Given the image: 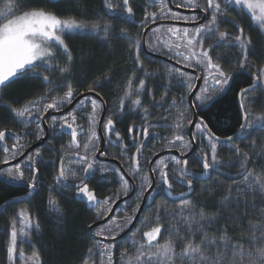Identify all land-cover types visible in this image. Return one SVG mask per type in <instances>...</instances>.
Wrapping results in <instances>:
<instances>
[{
	"label": "snow or ice",
	"instance_id": "1",
	"mask_svg": "<svg viewBox=\"0 0 264 264\" xmlns=\"http://www.w3.org/2000/svg\"><path fill=\"white\" fill-rule=\"evenodd\" d=\"M133 2L134 0H121V3H114L113 0H103V5L106 14L112 18L134 24ZM53 3H59V0H42V6L33 5L30 0H0V93L21 79L39 80L45 85L46 91L43 95L27 101L22 106L6 105L8 111L24 127H28L31 123L37 125L38 131L35 132L37 140L44 138L45 130L40 127V122L45 113L49 110L60 112L71 105L76 96H83V93L79 92L73 83L67 80L54 83L52 79L54 71H58L61 77L70 71L73 55L66 40L92 33L107 42L112 39L114 32V25L111 23L102 24L98 20L88 27L75 18H61L47 10V6ZM169 4H175L176 8L191 9L194 14L180 15L170 8ZM154 5L158 7V11L151 13L145 11L136 38L130 36L124 28L120 29V35L116 37V39L129 42L128 50L134 64L133 78L128 80V89L119 101V111L123 114L125 99L135 95L136 98L130 101L133 105L131 111L138 115L142 112L141 119L144 121L142 132L129 127L131 144H124L121 134L115 131L116 122L112 116H109L103 124L104 137L98 136L95 127L100 123V111L104 104L103 97L98 91L100 81L98 80L94 85H88L87 91L101 98L97 100L87 96L79 102L81 113L87 117V128L77 123L78 114L74 110H70L59 119L53 117L49 125L55 136L67 134L71 140L70 150L64 151L59 156L58 174L54 178V184L49 187V192L51 193L52 187H56L57 190L60 187L71 188L75 192L76 199L96 211L93 223L100 220L105 221L95 229H92L91 224L88 225L92 229L94 244L93 247L88 248V255L82 264H96L93 256L97 253L100 258L99 264H113L112 250L120 243L117 237L132 225L136 214L140 211L141 203L145 201L154 203L156 197L164 199L166 204L169 198L173 203L181 197L183 199L173 216H162V209L157 206L154 218L140 221V228L148 230L143 231L141 241H132L133 254H128L127 250L122 252V261L127 256L126 264H264V205L249 203L256 199L264 201V174L253 173L247 165L255 153L242 151L236 143L237 140L248 139L254 131L264 136V109L260 115L253 114L249 108L254 101L248 100L252 92L264 91V65L256 67L249 61L252 42L244 35V28L236 24L234 19L231 23L235 25L239 34L231 36L228 31H220V26L229 22L230 12L238 10L240 14H243L245 9L256 26L264 31V0H203V3L200 0H154ZM118 8L121 9L119 13ZM197 9L199 12H196ZM200 13H203V16ZM164 20L182 21L191 27L161 25L158 28H149V25ZM161 28H165L169 36L173 38L170 42L165 40L159 43V36L155 34L160 33ZM101 33L103 35H100ZM142 40L149 51L166 55L170 59H175L177 64H183L185 68H192L200 73V75H189L180 72L174 77L173 72L179 70L169 68V84L165 85L164 97L160 101H155L153 98V107L156 109H164L167 112L169 109L184 106L187 98L192 97L189 111L191 108L206 110L218 98L226 94L237 73L247 72L250 75L251 83L240 88L237 93L241 122L235 136L228 135L221 139L212 131L203 116H200L198 120H193L185 113H180L179 117H172L176 121L174 124L167 123L170 113L168 116L161 117L165 123L152 124L149 122L148 109L143 108L140 100L143 94L152 96L151 89L146 85V80L150 79L152 74L145 70L144 61L141 59ZM218 47H229L230 50L236 52L238 63L235 69L226 70L220 58H213L210 53H214ZM61 61L64 63L63 67H60ZM137 72L142 73L144 78L138 80V87L133 92V80ZM201 77L202 87L193 95L196 89L195 82ZM173 83H178L180 87H183L184 94L179 97V105L177 98L174 97L171 104L165 107L167 104L165 97L168 95L169 85ZM58 91H62L63 94L61 96L51 95ZM3 100L4 97L0 95V101ZM85 101L90 103V113H83ZM196 115V112H192V116ZM189 126L193 127L194 131L188 134L191 140H186L185 130ZM150 128L170 129L171 138L157 137V139L166 140L165 148L168 151L174 149L180 153V157H160L155 160L145 158V163L148 165L145 170L141 166L139 156L145 147L144 141L149 139ZM133 131H136V136H131ZM8 133L16 141L11 145V149L5 143ZM113 135L115 140L111 139ZM141 135L143 139H139ZM152 135L155 133L153 132ZM78 137L82 139L78 140ZM20 139V135L12 132L11 129L0 130V146L4 153L3 158L0 159V165H9L11 161L24 155V146L19 144ZM101 139L106 140L109 146L121 147L122 153H133L129 158L132 161L131 165H128L124 171H127L138 183L130 184L121 174L120 169L97 167L100 162L96 153L99 152L101 156L107 155L101 151L99 143ZM197 141H199L200 148L189 157L188 153L193 143ZM224 148L239 157L241 161L239 176L242 180L239 184L234 180L235 186L226 189L221 207L225 210L232 207L236 210L243 208L244 211L235 218L223 217L226 225L217 228L216 222L220 219L219 216L208 219L201 212L197 218L198 214L192 211L194 202L190 199V194L195 192L193 182L197 180V176L188 170V166L190 159H195L203 168L202 176L208 177L212 172L219 173L222 165L218 158V150ZM73 157H75L74 160ZM66 159L77 164L79 168L77 170L66 168ZM121 159L123 160V156ZM50 163L54 168L56 167V162L45 161L38 149L11 167L0 168V178L7 177L13 185L26 186L30 197L37 190L38 174ZM25 171L31 172L27 180ZM109 171L116 176L120 188L113 195L101 200L96 191L90 187V181L98 172ZM70 176L77 177V180L70 183ZM174 183L185 187L187 191L174 193ZM133 191L136 193L134 205L127 200H122ZM117 201H122L125 205L121 209L125 213L123 216L113 214V206ZM48 205L51 211L60 212L58 201L51 195ZM148 206L150 207L151 204ZM129 208L131 215H127ZM255 213L258 215H254ZM18 217L20 223L27 228L39 230V223L25 210H21ZM162 219L164 221L174 219L176 224L165 228L164 223L161 222ZM206 219L207 223L204 222ZM244 220H248L246 229L249 234L248 239L247 241L243 239L234 241L228 235V232L232 230L230 226L239 227V222ZM11 227L7 256L9 264H15L17 259L16 219L12 220ZM140 228L136 229L137 233L140 232ZM210 229H215L220 234L209 236L208 230ZM162 230L165 233L163 237L161 236ZM96 237L101 239L97 240ZM19 258L25 259L22 250L19 252ZM29 262L30 264H41L38 251H33L32 255L27 258L26 264Z\"/></svg>",
	"mask_w": 264,
	"mask_h": 264
},
{
	"label": "trees",
	"instance_id": "2",
	"mask_svg": "<svg viewBox=\"0 0 264 264\" xmlns=\"http://www.w3.org/2000/svg\"><path fill=\"white\" fill-rule=\"evenodd\" d=\"M33 5L42 6V0H30ZM114 3H121V0H113ZM203 3V0H200ZM133 8L135 12V23L122 22L120 20L112 18L109 14H106V9L103 5V0H59V3H53L47 6V10L53 12L57 16L65 19L75 18L79 22L85 23L88 27H91L92 23L99 20L100 23H111L114 25V32L112 33V39L105 42L100 39L99 36L89 33L85 36H74L66 40L72 51L73 61L69 73L61 77L58 71H54L52 79L54 83L67 80L73 83L78 91L81 93H87V86L94 85L98 80L100 86L98 91L103 97L108 107V115L112 116L116 122L115 131L121 134L124 144H131V139L128 133V128L132 127L135 130L142 132L144 121L141 119V115L131 111L133 105L130 103L136 96L133 95L128 99H125L123 114L119 111V101L124 97L125 91L128 89V80L133 78L132 69L134 67L133 61L130 58L128 50L129 42L124 39H116L120 35V29H127L128 34L133 38L138 35L139 24L144 18L145 11L151 13L158 11V7L154 5V0H134ZM121 9H117L119 13ZM229 22L220 26V31H228L231 36H235L238 33L237 28L231 20H235L236 24L244 28V35L251 40V47L249 50V61L256 67L264 65V31L260 30L256 24L251 20L250 15L245 10L243 14H240L238 10L229 13ZM161 36H168L165 28H161ZM100 35H103L101 33ZM155 37H153L154 39ZM171 41V40H170ZM141 59L144 61L145 70L151 73V78L146 80V85L151 89L152 96L143 94L140 96L141 104L143 108L148 109L149 122L152 124L165 123L161 119L163 116H168L167 123L174 124L176 121L172 117H179L180 113H185L188 118L194 119L192 116V109L189 111L190 97L187 98L185 105L178 106L175 109H169L167 112L164 109H156L153 107V98L155 101H160L165 94V85L169 84L168 70L169 68L179 70L173 72V76L176 77L180 72L186 73L178 67L171 65L167 62L153 59L149 57L141 49ZM153 53L163 55L156 51ZM213 58H220L221 62L226 66V70H233L238 63V57L236 52L230 50L229 47H218L215 49ZM168 57L166 55H163ZM169 58V57H168ZM175 61V59H172ZM235 61V62H233ZM183 65V64H182ZM63 61L60 62V67H63ZM191 75V74H189ZM107 77V79H105ZM144 78L142 73L137 72L136 77L133 80L132 91L135 92L138 87V80ZM197 81L195 82V84ZM251 83L250 76L241 75L235 79L230 91L226 96L221 99H217L206 110H198L199 117L203 116L204 120L208 123L209 127L214 133L219 135L221 139L226 138L228 135H233L239 130V123L241 122V112L238 104L237 93L242 87H246ZM83 85V86H80ZM51 87V86H49ZM66 90V89H65ZM46 91L45 85L35 79H21L11 84L0 95L4 97L3 101H0V130L11 129L12 131L20 134L22 138L20 144H23L26 148L36 143L38 140L35 137V132L38 131L37 125L31 123L28 127H24L6 107L7 104H12L13 107H19L25 104L27 101L35 99L41 96ZM62 91L51 93L54 96H61ZM184 94V88L180 87L178 83L169 85L168 95L165 97L167 105L171 104L172 99L177 98L179 105V97ZM94 98V97H92ZM96 99V98H94ZM98 100V99H97ZM249 101H254L251 104L249 110L255 114L260 115L262 109H264V91L257 90L252 92L249 97ZM103 110V108H102ZM102 110L100 111L99 121L101 120ZM78 114L77 123L83 124L87 128V117L81 113L80 104L74 109ZM139 111V110H138ZM91 107L88 101H85V107L83 113H90ZM59 119V118H57ZM52 120L49 122L51 124ZM42 127V125H40ZM190 127H187L185 132V139L189 140ZM95 131L99 136V124L96 125ZM30 132V133H29ZM150 134L155 132L156 136L150 141L148 147L144 150L140 156V163L143 169H147L148 165L145 163V158L152 159L156 153L167 150L165 145L166 140L157 139V137L171 138L172 131L170 129H149ZM131 136H136V131L131 133ZM82 139L78 137V140ZM115 140V136L111 137ZM139 139H143L142 135ZM255 140V144H253ZM8 140L7 142H9ZM71 143L70 136L67 134L61 136H55L52 133V139L44 147L40 149L41 155L45 161L56 162L54 168L50 163L47 167L41 169L40 180L41 185L38 189L36 196L24 203H17L9 206L0 214V264H9L7 256V248L10 243V234L12 231L11 222L16 219V226L18 225L19 217L18 213L21 210H25L31 217L39 223V230L35 228H27L23 225V231L19 235L17 241V259L15 264H23V261L32 255L33 251H38L41 258V264H82V261L88 255V248L93 247V238L89 234L88 225H93V221L96 217V211L88 208L85 204L75 198V192L66 187H60L57 190L56 187H52L51 193L49 187L54 184V178L58 174L59 156L64 151H69V145ZM101 145V142H99ZM199 148L200 144L197 141ZM242 151H247L250 154L255 153L252 160L248 161V167L254 174H264V136L258 132H253L248 139L237 140ZM119 144V142H117ZM83 145L81 144V149ZM198 148V149H199ZM107 156L112 159H117L121 162L124 169L131 165L132 161L129 159L132 156V152L122 153L121 147L109 146L105 150ZM97 154V153H96ZM2 146H0V159L3 158ZM123 156V160L121 157ZM170 156L164 157L168 158ZM218 158L221 163L219 173L212 172L208 181H194L195 192L190 194V199L194 202L192 211L198 214L203 212L204 216L208 219L219 216L220 219L216 222L217 228H222L226 225V221L223 217L239 216L244 209L236 210L235 207L228 208L227 210L221 207L223 197L226 193V189L230 186H235L233 181L237 184L242 180L239 176L240 159L233 152H230L227 148L218 150ZM97 167L104 168H121L113 164L99 163ZM66 168L77 170L79 166L75 163L68 162ZM189 170L195 173L203 172L202 166H200L195 159H190ZM121 174L122 171H121ZM31 176L29 171H25V179L27 180ZM131 176V175H130ZM125 177V176H124ZM132 177V176H131ZM7 179V177H5ZM133 178V177H132ZM126 179V178H125ZM77 180V177L70 176L69 182ZM138 183V181H135ZM90 187H92L99 199H103L106 196L113 195L120 185L117 183L116 176L112 172H98L94 179L90 181ZM174 193L181 191H187L185 187L174 183ZM26 189L16 188L9 186L0 180V208L8 201L22 198L27 195ZM54 197L60 206V212L51 211L48 205L49 196ZM183 198L176 200L175 203L168 199V203H165L164 199L159 197L155 198V202L148 201L141 220H149L154 218L155 209L159 206L162 209V216H173L174 211L178 209L179 204ZM136 196L129 201L134 205ZM258 205H264V201L256 199L250 201ZM151 204L149 207L148 205ZM142 206V203H141ZM114 207V206H113ZM125 205H122L117 211V216H123L125 213L121 211ZM138 214V213H137ZM136 214V216H137ZM127 215H131V209H128ZM254 215H258L255 213ZM252 219V217H249ZM140 220V221H141ZM134 222V221H133ZM164 223L165 228L175 225L176 220L161 221ZM207 223V219L204 221ZM255 223V221L253 220ZM240 226H230L232 230L228 232V235L235 241L243 239L247 241L248 232V220L240 221ZM140 228V223L137 226ZM136 228V229H137ZM147 228H140V232L136 230L125 240L120 241L117 247L112 250L113 264H126L127 256L124 260L121 259V254L127 250L128 254L134 253L132 241H141L143 231ZM209 236H217L218 233L215 229L208 230ZM165 233L162 230L161 236ZM23 241V243H22ZM23 251L25 259L19 258V252ZM96 264H99V254L93 256Z\"/></svg>",
	"mask_w": 264,
	"mask_h": 264
},
{
	"label": "water",
	"instance_id": "3",
	"mask_svg": "<svg viewBox=\"0 0 264 264\" xmlns=\"http://www.w3.org/2000/svg\"><path fill=\"white\" fill-rule=\"evenodd\" d=\"M169 7L172 8L174 11L178 12L179 14H182V15H192L194 14L192 12L191 9H184V8H176L175 7V4H169ZM196 12H199V10L197 9ZM201 16H203V13H200ZM200 22H203V21H200ZM161 25H175V26H178V27H191V25H186L184 24L183 22H178V21H172V20H164V21H158L157 24H154V25H149V28H158V27H161ZM147 35V33H146ZM142 44H143V40H142ZM143 50L144 52L151 58L153 59H157V60H161V61H164V62H167L171 65H174L176 67H178L179 69H181L182 71L188 73V74H191V75H200L199 72H195L192 68H185L182 64H177L176 61L168 58V57H165L163 55H159V54H156V53H153L151 51L148 50V47L146 44H143ZM241 75H247V76H250L247 72H239L237 73L234 78H233V81L230 83V87L228 88L226 94H224L222 97L218 98V99H221L223 98L224 96H226L228 94V92L230 91L234 81L236 78H238L239 76ZM202 84H203V79L201 77L200 80H197V84H196V89L194 90L193 92V95H195L196 91H198L201 87H202ZM255 92V91H254ZM87 96H91V97H95L97 98L98 100H100L101 97H97L95 95V93H83V96H76L75 99L73 100V103L68 107L66 108L65 110L63 111H60V112H57V111H54V110H49L44 116H43V120H42V124L44 126V128L46 129L47 131V134H46V137H44L42 140H40L38 143H36L35 145H33L22 157H20L19 159L17 160H14V161H11L9 165H0V168H8V167H11L12 165L18 163L20 160H23L27 155L31 154L32 152L38 150L39 148L43 147L49 137H50V127L48 125V120L53 118V117H62L63 115H65L67 112H69L70 110H74L80 103V100H82L84 97H87ZM104 101V99H103ZM189 101L191 102L192 101V97H190ZM239 104V103H238ZM192 112H196L197 115L194 117L193 120H198L199 119V114H198V110L195 109V108H192ZM241 112V111H240ZM107 115H108V107H107V104L106 102L104 101V104H103V114L101 116V120H100V123H99V135L100 137H104V133H103V124L105 123L106 121V118H107ZM194 131V128L193 127H190V133ZM7 135V138L8 137H11L12 135L10 133L6 134ZM156 136L155 135H150L149 136V139L144 141V144H145V147L142 149V153L143 151L148 147L150 141ZM191 137V136H190ZM6 138V140H7ZM6 143V142H5ZM100 148H101V151L105 152L106 150V140L104 139H101V145H100ZM198 150V145L196 142L193 143V147L191 149V151L188 153V156L191 157L193 152L197 151ZM106 153V152H105ZM141 153V154H142ZM170 155H173V156H176L177 158L180 157V153L175 151V150H172V151H163L161 153H159V155L155 156L153 160L155 159H158L160 157H166V156H170ZM141 156V155H140ZM139 156V157H140ZM96 157L97 159L99 160V162L101 163H104V164H113V165H117L121 168L123 174L125 175V177L127 178V180L130 182V184L132 183H136L133 178L127 173V171H124V167L122 166V164L116 160V159H112V158H109L107 155H104V156H101L99 152H97L96 154ZM72 159H75V157H73ZM68 162V160L66 159V163ZM65 163V164H66ZM189 170V169H188ZM190 171V170H189ZM192 172V171H190ZM194 173L196 176H197V180L198 181H208L211 177V174L208 176V177H204L202 176L200 173H195V172H192ZM1 181H3L4 183L8 184L9 186H12V187H16V188H26V186L24 185H13L12 182L8 181V179H6L5 177L3 178H0ZM67 188V187H66ZM67 189H71V188H67ZM72 190V189H71ZM36 194V191L32 193V195L29 197L28 195L25 196V197H22V198H17V199H13V200H10L8 201L6 204H4L1 208H0V214L6 209L8 208L9 206L11 205H14V204H17V203H24V202H27L31 199H33V197L35 196ZM136 196V193L135 191L131 192L129 194V196L127 197H123L122 200H127V201H130L131 199H133L134 197ZM148 201H145L144 203H142V206L140 208V211L138 212L137 216H136V219L134 220V222L132 223V225L124 232L121 234V236L117 237V240L120 242V241H123L125 240L126 238H128L137 228V226L139 225L140 223V220L142 218V215L144 213V210H145V207L147 205ZM124 205L122 201H117L116 205H114L113 207V214H117V211L120 209V207ZM111 218V217H109ZM105 223V221L103 220H100V221H96L93 225H92V229H95L99 224H103ZM92 229L89 228V234L90 236L93 238V233H92ZM95 239L99 240L101 238L99 237H96Z\"/></svg>",
	"mask_w": 264,
	"mask_h": 264
},
{
	"label": "flooded vegetation",
	"instance_id": "4",
	"mask_svg": "<svg viewBox=\"0 0 264 264\" xmlns=\"http://www.w3.org/2000/svg\"><path fill=\"white\" fill-rule=\"evenodd\" d=\"M94 98H95V97H94ZM96 99H97V98H96ZM69 106H70V105H69ZM69 106H68V107H69ZM68 107H66V108H68ZM66 108H64L63 110H65ZM63 110H62V111H63ZM45 114H46V113H45ZM45 114H44V115H45ZM102 114H103V110H102ZM58 118H60V117H58ZM106 119H107V118H106ZM51 120H52V118L48 120V125H50L49 122H50ZM40 125H42V128L45 130V131H44V137H46L47 131H46V129L44 128V126H43V124H42V121L40 122ZM12 132H14V131H12ZM14 133H16V132H14ZM29 133H30V132H29ZM154 133H155V132H154ZM16 134H18V133H16ZM151 134H152V133H151ZM151 134H150V135H151ZM155 134H156V133H155ZM18 135H20V134H18ZM99 136H100V135H99ZM51 139H52V130H51V128H50V137H49L47 143H49V141H50ZM8 140H10V141L7 142ZM21 140H22V138L19 140V144L22 143ZM189 140H191L190 135H189ZM39 141H40V140H38L36 143H38ZM100 142H101V140H100ZM13 143H16V141L13 140L12 136H11V137H8L7 140H6V145H7L10 149H11V145H12ZM36 143H34L33 145H35ZM47 143H46V144H47ZM196 143H197V142H196ZM46 144H45V145H46ZM107 144H108V143L106 142V148H107ZM21 145H23V144H21ZM33 145H31V146H29V147H27V148L23 145V146H24V149H23L24 154H25V153H26V152H27V151H28ZM45 145H44V146H45ZM197 145H198V143H197ZM44 146H43V147H44ZM192 147H193V145H192ZM41 148H42V147H41ZM41 148H39V150H40ZM198 148H199V145H198ZM173 150H174V149H173ZM190 151H191V150H190ZM190 151H189V152H190ZM34 152H35V151H34ZM34 152H32V153H34ZM143 152H144V151H143ZM32 153H31V154H32ZM160 153H161V152H160ZM158 154H159V153H158ZM141 155H142V154H141ZM155 156H156V155H155ZM155 156H154V157H155ZM170 156H173V155H170ZM20 157H22V156H20ZM20 157H18L17 159H19ZM154 157H153L152 159H154ZM166 157H167V156H166ZM139 158H140V157H139ZM73 160H74V159H73ZM116 160H117V159H116ZM13 161H14V160H13ZM68 162H69V161H68ZM68 162H67V163H68ZM119 162H120V161H119ZM67 163H66V164H67ZM120 163H121V162H120ZM66 164H65V166H66ZM188 169H189V168H188ZM121 171H122V170H121ZM29 172H30V171H29ZM122 173H123V172H122ZM127 173H128V172H127ZM198 173L202 174L203 172H198ZM30 174H31V172H30ZM128 174H129V173H128ZM123 175H124V174H123ZM124 176H125V175H124ZM125 178H126V177H125ZM126 179H127V178H126ZM196 181H198V180H196ZM41 183H42V182H41V180H40V174H38V187H37V190H36V194H37V192H38V189H39ZM129 183H130V182H129ZM193 186H194V182H193ZM23 189H26V191L28 192V189H27V188H23ZM36 194H35V196H36ZM27 195H28V193H27ZM27 195H26V196H27ZM35 196H34V197H35ZM24 197H25V196H24ZM34 197H33V198H34Z\"/></svg>",
	"mask_w": 264,
	"mask_h": 264
},
{
	"label": "rangeland",
	"instance_id": "5",
	"mask_svg": "<svg viewBox=\"0 0 264 264\" xmlns=\"http://www.w3.org/2000/svg\"><path fill=\"white\" fill-rule=\"evenodd\" d=\"M245 11L247 12V10L245 9ZM155 35H158L159 36V43H163L165 40H168L170 42L171 39H173L172 37H170L169 35L168 36H161L160 33L158 34H155ZM23 227V224H21L20 222L18 223V225L16 226V230H17V241H18V238H19V235L22 233V228ZM26 260L23 261V264H26ZM30 264V262H29Z\"/></svg>",
	"mask_w": 264,
	"mask_h": 264
}]
</instances>
